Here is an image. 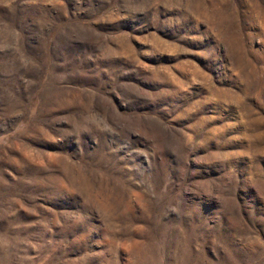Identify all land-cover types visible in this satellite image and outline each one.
Wrapping results in <instances>:
<instances>
[{"label": "rangeland", "instance_id": "rangeland-1", "mask_svg": "<svg viewBox=\"0 0 264 264\" xmlns=\"http://www.w3.org/2000/svg\"><path fill=\"white\" fill-rule=\"evenodd\" d=\"M0 264H264V0H0Z\"/></svg>", "mask_w": 264, "mask_h": 264}]
</instances>
